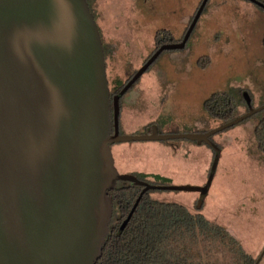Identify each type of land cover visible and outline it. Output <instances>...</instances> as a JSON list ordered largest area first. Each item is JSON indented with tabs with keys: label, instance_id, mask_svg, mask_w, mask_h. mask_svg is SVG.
<instances>
[{
	"label": "water",
	"instance_id": "obj_1",
	"mask_svg": "<svg viewBox=\"0 0 264 264\" xmlns=\"http://www.w3.org/2000/svg\"><path fill=\"white\" fill-rule=\"evenodd\" d=\"M210 0H203L183 41L158 49L111 97L97 20L88 0H0V264H98L119 182L149 191L207 197L222 151L211 140L264 111L244 94L246 115L206 133L121 135L120 100L165 51L183 50ZM264 11V4L246 0ZM189 140L214 152L203 187L156 186L121 175L112 147ZM260 261L257 262L259 264Z\"/></svg>",
	"mask_w": 264,
	"mask_h": 264
},
{
	"label": "rangeland",
	"instance_id": "obj_2",
	"mask_svg": "<svg viewBox=\"0 0 264 264\" xmlns=\"http://www.w3.org/2000/svg\"><path fill=\"white\" fill-rule=\"evenodd\" d=\"M202 1L91 0L106 45L111 87L124 86L153 56L156 32L181 40ZM263 40V10L246 0H211L188 47L164 52L124 95L120 134L148 135L151 123L166 135L214 130L223 122L210 116L205 104L215 94L243 91L254 107L264 105ZM254 127L250 120L213 137L222 155L203 214L258 259L264 254V159L252 153ZM112 150L121 175H147L149 181L158 176L166 186H205L214 160L210 147L189 140L119 143ZM200 196L152 194L192 212Z\"/></svg>",
	"mask_w": 264,
	"mask_h": 264
},
{
	"label": "trees",
	"instance_id": "obj_3",
	"mask_svg": "<svg viewBox=\"0 0 264 264\" xmlns=\"http://www.w3.org/2000/svg\"><path fill=\"white\" fill-rule=\"evenodd\" d=\"M257 1L264 4V0ZM88 2L98 23L91 0ZM105 46L104 44L107 57ZM124 86L111 87V97L119 94ZM230 93L215 94L205 104L209 115L221 119L223 124L232 122L249 111L245 92L242 91L238 95ZM250 98L254 107L253 99L251 96ZM250 120L255 121L252 153L263 160L264 111L235 127ZM153 127H157L161 133L157 123L147 126L148 133H151ZM134 176L156 186L167 184L166 180L163 181L158 176L152 177L154 181H149L147 175ZM142 191V187L133 183L119 182L112 192L114 213L110 233L98 264H257L262 260L264 254L254 259L244 251L240 241L232 236L226 227L207 219L203 214L205 197L202 196L195 202L192 212L181 204L152 197L154 192L164 191H149L144 194L125 230L119 233L122 223L129 216Z\"/></svg>",
	"mask_w": 264,
	"mask_h": 264
},
{
	"label": "flooded vegetation",
	"instance_id": "obj_4",
	"mask_svg": "<svg viewBox=\"0 0 264 264\" xmlns=\"http://www.w3.org/2000/svg\"><path fill=\"white\" fill-rule=\"evenodd\" d=\"M247 2H249V1H247ZM251 3V2H250ZM252 4V3H251ZM252 5H254V4H252ZM255 7H257L258 9H261L260 7H258V6H256V5H254ZM262 10V9H261ZM198 11V10H197ZM205 11V10H204ZM159 13H161V12H159ZM158 13V14H159ZM197 13V12H196ZM196 15V14H195ZM195 17V16H194ZM98 18V17H97ZM194 19V18H193ZM99 20V19H98ZM193 21V20H192ZM192 23V22H191ZM191 23H190V25H191ZM199 23V22H198ZM190 25L189 26H186V28H185V34H184V36H183V38L181 39V40H178V39H176L175 37H173L170 33H165V36H162V37H160L159 35H161L162 33H160V31L159 32H156V37H155V49H156V51L158 50V49H160L162 46H164V45H172V44H179V43H181L182 41H183V39H184V37H185V35H186V33H187V31H188V29H189V27H190ZM197 27V26H196ZM196 29V28H195ZM101 30V29H100ZM195 31V30H194ZM101 32V31H100ZM102 34V33H101ZM193 34H194V32L192 33V35H191V37H190V39L192 38V36H193ZM158 37H160V38H158ZM190 39H189V41L187 42V45H186V47L183 49V50H185L187 47H188V44H189V42H190ZM183 50H175V51H173V52H176V51H183ZM155 51V52H156ZM165 52H168V51H165ZM163 54V53H162ZM161 54V55H162ZM159 59V58H158ZM107 63V62H106ZM153 65V64H152ZM151 65V66H152ZM135 85V84H134ZM133 85V86H134ZM125 87V86H124ZM113 88V87H112ZM246 93V92H245ZM244 93V94H245ZM120 102H121V100H120Z\"/></svg>",
	"mask_w": 264,
	"mask_h": 264
}]
</instances>
